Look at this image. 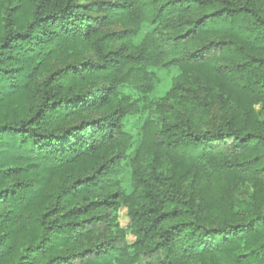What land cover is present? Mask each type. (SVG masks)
Segmentation results:
<instances>
[{"label":"trees","instance_id":"1","mask_svg":"<svg viewBox=\"0 0 264 264\" xmlns=\"http://www.w3.org/2000/svg\"><path fill=\"white\" fill-rule=\"evenodd\" d=\"M157 68L185 110L143 144L173 163H134L128 191L122 87L147 95ZM155 254L264 264V0H0V264Z\"/></svg>","mask_w":264,"mask_h":264},{"label":"rangeland","instance_id":"2","mask_svg":"<svg viewBox=\"0 0 264 264\" xmlns=\"http://www.w3.org/2000/svg\"><path fill=\"white\" fill-rule=\"evenodd\" d=\"M149 30L148 26H144L137 38L136 42H139L146 32ZM117 43V42H113ZM155 77L152 83V90L145 96H138L133 89L128 86H123L122 89L128 93L132 99H137L138 111L135 114H130L123 122V130L128 133L132 142L127 151V163L126 170L123 176L124 185L128 191L131 190L129 187V179H131V168L136 162L148 165L150 162L161 163V168L168 171L171 169L173 160L169 154L161 153L152 146L143 144L144 127L150 126L154 129H162L166 119H175L179 115L181 108V101H177L172 95L171 90L174 86L175 81L180 75L178 68L171 69H155ZM216 103L212 104V119L213 124H218L221 121V114L216 109ZM189 107V106H187ZM187 109V108H186ZM185 110V109H184ZM161 131V130H160ZM188 188V187H187ZM252 185L250 183H244L235 188L236 204H240L238 208L244 205L245 201L248 200L252 193ZM118 219L122 227H126L130 223L129 212L126 207H122L118 212ZM213 222L217 223V217L214 216ZM127 240H133L131 235L127 236ZM162 256L155 254L153 256H147L142 259V264H162ZM198 264V263H194Z\"/></svg>","mask_w":264,"mask_h":264}]
</instances>
